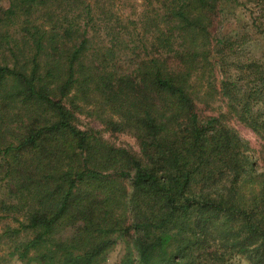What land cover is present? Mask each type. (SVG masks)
Here are the masks:
<instances>
[{"label": "trees", "instance_id": "16d2710c", "mask_svg": "<svg viewBox=\"0 0 264 264\" xmlns=\"http://www.w3.org/2000/svg\"><path fill=\"white\" fill-rule=\"evenodd\" d=\"M107 2L1 9L0 221L18 225L1 237L27 235L12 254L37 264H104L120 241L118 264H264V170L226 124L264 143V69L215 86L226 47L212 30L238 0H145L132 33ZM216 95L226 115L200 117ZM87 110L138 153L80 129Z\"/></svg>", "mask_w": 264, "mask_h": 264}, {"label": "rangeland", "instance_id": "374dc122", "mask_svg": "<svg viewBox=\"0 0 264 264\" xmlns=\"http://www.w3.org/2000/svg\"><path fill=\"white\" fill-rule=\"evenodd\" d=\"M106 3L107 11L116 17H121L127 24L128 31L132 33L136 24L140 23L142 16L148 13L151 8L145 0H108ZM264 0H238V4L229 3L224 6V11L220 13L221 19H216L212 30V35L225 43V51L221 59V67L218 63L215 86L219 89V81L222 79L223 71L227 70L231 81H237L239 74L236 67L242 64L254 63L264 69ZM7 7V0H0L1 9ZM20 22H13L10 26V32L13 35L14 30L19 27ZM16 27V28H15ZM139 28V27H138ZM103 40V36H99ZM95 41H98L96 39ZM133 42L131 46H133ZM215 44V41H214ZM224 64V68H222ZM224 69V70H223ZM243 85V84H242ZM202 88L200 91L204 92ZM260 107L263 104L260 103ZM88 109L91 110L89 107ZM259 109V106H258ZM263 109V108H262ZM89 110V111H90ZM264 110V109H263ZM198 114L200 117L226 115L225 101L216 95L208 103L199 104ZM226 124L232 127L247 142L253 150V157L256 159L258 170H264V143L248 128L237 122L235 119L226 115ZM77 126L80 129L93 127L101 132L102 137L109 143L124 147L133 153H138V143L136 139L128 133H116L104 131V126L97 117L85 111L78 115ZM17 223L10 217L0 221V264H37L33 261H20L16 255H13V249L18 242L26 240L27 235L23 234L11 240L1 237L9 228H16ZM16 241V242H15ZM125 254L123 242L117 245L107 254L104 264H118ZM30 255H33L31 253ZM225 264H251L249 256H234Z\"/></svg>", "mask_w": 264, "mask_h": 264}]
</instances>
